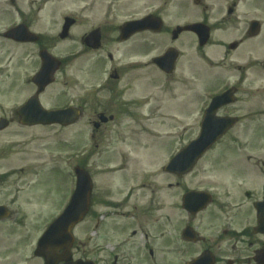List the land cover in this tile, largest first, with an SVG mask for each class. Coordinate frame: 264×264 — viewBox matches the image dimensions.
<instances>
[{
  "label": "flooded vegetation",
  "instance_id": "af4514ba",
  "mask_svg": "<svg viewBox=\"0 0 264 264\" xmlns=\"http://www.w3.org/2000/svg\"><path fill=\"white\" fill-rule=\"evenodd\" d=\"M36 1L28 0L31 5ZM51 1L54 0L41 2ZM174 1L166 0L164 5ZM223 1L226 0H192L195 6L206 10L223 5ZM98 3L89 0L80 9V15H63L60 30L52 33L36 30L38 15L22 13L21 0H0V76L10 86L18 84V71L26 62L34 68V73L38 72L42 66L40 56L45 52L61 58L60 70L63 71L68 63L80 56L106 51L109 36L114 39L112 44L118 46L137 38L145 43L142 42L141 52L144 62H131L124 66L113 64L117 60L108 54L111 67L104 80L69 86L63 79L62 99L65 100L60 105L48 107L44 102L53 85L38 95V88L32 81L27 84L32 90L25 102L38 96L46 109L78 110V124L86 122L92 128L90 141L93 148L87 157L98 162L108 161L109 164L116 162L115 165L119 166H126L132 159L134 135L143 134L146 129L150 135H159L158 127L149 125L160 119V78L169 85L166 90L162 89V93H175L177 90L174 99L178 102V111L193 119L192 141L197 138L205 116L210 117L211 127L221 126L223 119L231 120L232 127L201 158L189 161L194 164L192 167H178L171 176L172 183L168 188L174 192L173 208L177 211L171 232H160V221L163 227L165 221L169 224L171 221L163 214L160 219V211L163 210L160 208V174L158 182L149 188L152 201L147 207L130 206L128 194L134 189L126 190L130 184L127 177L126 181H120L122 186L125 184L124 189L119 181H115L118 188L110 187L111 192L101 193L102 186L96 184L98 196L94 210H107L103 220L109 222L93 217L88 228L82 223L76 232L77 245L73 246L71 260H92L95 264H264V32L252 35L250 21L247 27L229 36L223 29L227 18L221 17L211 24L207 17L202 22L210 29V39L206 46L200 47L197 36L191 32L181 33L172 40L179 25L168 27L163 22L160 45L156 46L161 49L160 54L149 58L148 50L155 42H148V39L156 34L145 31L122 42V26L136 19L130 18L116 25L115 3L107 0L104 14L94 20V14H88L93 13ZM232 7L236 13L238 2H233ZM228 16L233 18L236 14ZM160 17L164 21L163 9ZM67 20L73 24L66 32V38L62 39ZM91 22L98 25H91L81 33L78 50L75 46L76 28ZM22 25L35 35L32 41L18 39L20 31L11 34ZM96 31L100 34L102 46L99 50H92L84 42ZM164 35L167 37L165 45ZM60 43H66L69 48L65 56L54 52ZM187 47L190 52L185 50ZM170 49L177 51V61L174 72L167 74L152 62ZM102 61L97 59L96 73L102 70ZM149 88L157 90V94H148ZM218 97H221L220 102H214ZM17 108L13 113H17ZM1 118H6V115ZM10 120L12 123L14 118ZM85 153L81 154L82 162L85 161ZM117 172L114 170L113 174ZM4 183L1 178L0 187H5ZM146 184L148 182L144 179L135 188L144 189ZM30 186L27 182L17 186L11 206L21 204L19 194ZM34 187L26 200L37 211L50 195L41 189L42 184ZM190 193L193 196L186 200ZM129 207L132 209L128 211ZM149 226L155 232L150 238ZM43 233L44 230L36 232L35 250ZM90 243H93L91 250Z\"/></svg>",
  "mask_w": 264,
  "mask_h": 264
},
{
  "label": "rangeland",
  "instance_id": "374dc122",
  "mask_svg": "<svg viewBox=\"0 0 264 264\" xmlns=\"http://www.w3.org/2000/svg\"><path fill=\"white\" fill-rule=\"evenodd\" d=\"M41 1L42 0H37L31 5L28 3V0H21L23 12L31 14L30 16L38 15L36 12L40 5L39 2ZM88 1L89 0H66L64 1L65 3L63 2L62 4L58 2L48 4L45 11L39 13L43 19H41V21L38 19L37 26L39 29L37 30H49L52 31V33L58 32L61 25V16L65 14H76L80 8L85 6V3L88 4ZM94 1L99 3L95 7L93 13L91 12L90 14L91 16L94 14L93 19L97 20L98 17H101L104 14L105 2L107 0ZM113 1L115 2L113 9L115 11L114 15L117 19V22H114L116 25L123 24V22L130 18H142L148 14L160 16V9H163V15L166 17V20L169 23L168 26L170 25V27L177 24H184L189 21H199L206 19L207 17L210 18V23L213 24L216 20L221 19V17H225L228 19V22L223 24V29H226L224 31H228L226 35L232 36L234 32L244 29L245 26L247 27L248 22L252 20H258L261 22L264 30V0H242L238 13L233 18H228L227 10L232 7L233 2L237 0L223 1L221 2L223 3L221 6L217 5L210 7L209 9L211 11L193 6L191 0H185L187 3L175 0L167 5H164L166 0ZM72 2L75 3V6L72 5ZM39 15L37 18L40 17ZM96 23L93 24L91 22L84 24L83 27L76 28L77 43L75 46L78 50L80 49L81 33L84 30L89 29L91 25H98ZM109 37L110 39L107 40L105 52H111L116 55L115 60H117V62H114L113 64L124 66L126 64L128 65L130 62L145 61V58L141 54L143 51L142 46L145 44L142 40L137 38L130 43L117 46L112 44V41H114L112 36ZM163 38L165 45L167 37L164 35ZM150 40H153L155 44L148 50L149 57L160 54L161 49L156 47L157 44L160 45V36L153 37ZM137 48L141 49L136 51ZM67 49L69 48L66 43H60L56 46L54 52L65 56L66 53L64 52ZM131 49L134 51H131ZM185 50L188 52L191 51L188 47ZM105 52H100L98 55L86 54L68 63L62 71V75L60 74L58 77L59 83L50 90L46 103L48 105H56L65 100L62 99L59 101V93L63 88L62 84L66 81H68L69 86H71L72 84L76 85L84 82L95 83L99 79L102 80L107 78V75L105 74L111 67L109 63H104V69L103 66H101L103 70L100 73V76L92 73V70H94V63L97 59H102V57L105 56ZM32 73L33 67L22 64L19 72L20 78L18 76L21 85H19V83L14 86L6 85L4 80L0 79V87L4 89L3 92L0 93V104L3 105L0 109L3 110L0 111V116H13L14 110L12 108L24 103V99L32 90V88L25 84L29 79V76H32ZM62 78L65 79L64 82ZM15 86L16 88L12 90ZM168 86L169 85L166 84V81L160 78V119L153 124L156 125V123H158L160 127V149L153 148L154 141L150 138L149 130L146 129L143 134L137 136L134 135L132 138V160H130L126 166L113 164V170L117 169L118 172L116 174H123V178L132 175L129 179L134 182L142 178L143 175H151L144 177L148 182V184H146L147 190H136L135 193L138 195H133L135 202L131 207H147L149 205L152 201V193L149 188L154 182H158V173L160 172V208H163V210L160 211V215L163 214L164 216L171 218L170 224L165 221V227H163L162 222H160V230L166 229L171 232L173 220L177 215V211L173 208V190L165 188L161 191V186H167V184L172 181L171 177L163 175L162 171L164 166L169 162L170 156L192 137L191 129H193L194 125L190 122V118L180 116L181 113L177 110L178 103L173 100L174 93H162V89L164 88L166 90ZM156 91L157 90L155 89L151 90L149 88L148 94L156 95ZM172 115L177 118L180 116L182 120L178 121L173 118ZM81 129H83V131ZM91 132L92 128L89 127L86 122H82L80 125L69 129H62L60 127L25 128L19 124H14L8 130L0 132V175H10V177L12 175L11 179L10 177L8 178L10 180L5 186V191H2L0 187V193L4 199H7L12 193V188H8L7 186L13 185V182L18 180H31V176L35 171H39L40 169H43V167L45 169L46 177L48 176L46 181H44V190L49 191L50 195L44 200L42 208L37 209V211H35L34 205L26 200L31 194L26 199V195L23 196L22 199H25L24 202L30 204L25 205L22 209L19 208L22 212L20 217L26 219L28 229H22V226H20L21 228L19 229L11 226L12 219L9 221L7 220L6 223L3 221V223L0 224V264L42 263L41 261H36L32 255V245L37 236L36 232L39 228L41 229V224L49 217L54 218L57 216V211L61 204L60 200L69 191L72 185L71 178L64 173L67 169L72 170L76 165L77 151L81 147L87 146L91 143ZM82 134L86 136L87 140L83 139L84 135ZM157 143L158 142H156V144ZM151 148H153V150H149ZM147 149L151 152H144L147 151ZM151 156L157 158V160H151L153 159ZM89 165V169L95 178L96 175H98V179L101 178L105 183L108 182V184H110L113 175H111L109 171H106V173H100L97 171L98 169H101L99 164L93 161H90ZM112 167L113 166L110 168ZM99 174L101 175L99 176ZM98 179L96 178V180ZM120 186L124 189L125 184L124 186ZM34 189L35 188L31 191ZM102 192H105V190L102 189ZM102 211L105 210L102 209ZM21 220L22 218H19V221ZM18 224L21 225V223ZM89 224L90 220L88 219V221L84 222V227L88 228ZM89 234L91 235V231H89ZM89 248V250L92 249V244L89 245Z\"/></svg>",
  "mask_w": 264,
  "mask_h": 264
},
{
  "label": "water",
  "instance_id": "95a60500",
  "mask_svg": "<svg viewBox=\"0 0 264 264\" xmlns=\"http://www.w3.org/2000/svg\"><path fill=\"white\" fill-rule=\"evenodd\" d=\"M149 21H143V22H136V23H132V24H129L127 27H126V31L129 33V34H132L136 31H139V30H143V29H146V28H151L153 27V29H156L154 26H157V23L156 24H151L150 22L148 23ZM254 28H257V25L254 26ZM184 30L186 31H195L198 33V35L200 36V38L202 39V43H204L206 41V31H202L201 27L199 26H193V27H187L185 28ZM128 34V35H129ZM90 40H93V41H96L97 40V37H92ZM57 70V67L54 68V69H51L49 67H46L43 71V75H46L47 77L49 76V73H52V75L55 73V71ZM64 113L63 112H54V113H50V114H45V120H47V123H56V122H60V120L62 119L61 116H63ZM206 134L203 133L200 140L197 142L198 145H200V143H205L207 142V139H206ZM198 148V147H197ZM190 148H188L183 154L182 156L178 157V158H186L187 157V153L189 151ZM199 149V148H198ZM174 165V162L171 163L170 165V169H172ZM78 186H79V189H80V197H84V199L88 200L89 198V193H90V189H91V186H90V180L88 178L87 175H85L83 172H78ZM85 203V201H84ZM1 216V215H0ZM80 217V218H79ZM83 215L81 214H77V213H72V211H69L63 218H61L57 223H55V225L51 228L50 232L51 234H55V236L52 237V249H53V254L56 253V249L57 247H59V245H61L65 240H66V234L67 232L71 229V224H75L77 221H79L80 219H82ZM77 218H79V220H77ZM66 226V227H63V226ZM44 244H45V241L43 240L41 242V254L46 258V264H56V260L55 258L51 257L48 253L46 254L44 249ZM69 247V246H66V248ZM61 248V247H60ZM44 251V252H43ZM54 256V255H53Z\"/></svg>",
  "mask_w": 264,
  "mask_h": 264
}]
</instances>
